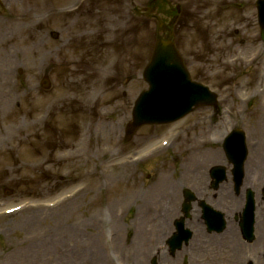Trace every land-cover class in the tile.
I'll list each match as a JSON object with an SVG mask.
<instances>
[{
    "label": "rangeland",
    "instance_id": "374dc122",
    "mask_svg": "<svg viewBox=\"0 0 264 264\" xmlns=\"http://www.w3.org/2000/svg\"><path fill=\"white\" fill-rule=\"evenodd\" d=\"M254 1L164 0L158 6L183 7L182 24L172 32L189 58L198 40L220 46L232 29L243 34L238 39H246L248 53L258 48ZM154 30V21L133 14L129 0H0V210L26 204L19 214L0 217V264H71L63 254L67 244L75 246L74 232L87 239L100 232L98 244L111 241L106 203L146 199L145 188L172 178L173 162L184 161L189 149L208 148L195 140L190 116L168 128L143 127L124 142L133 101L146 89L141 73ZM44 74L49 90L39 86ZM78 187L75 199L54 215L32 217L31 204L41 208ZM90 217L98 228L85 230ZM128 219L113 224L116 244L132 240L133 223L126 232L122 226Z\"/></svg>",
    "mask_w": 264,
    "mask_h": 264
},
{
    "label": "flooded vegetation",
    "instance_id": "af4514ba",
    "mask_svg": "<svg viewBox=\"0 0 264 264\" xmlns=\"http://www.w3.org/2000/svg\"><path fill=\"white\" fill-rule=\"evenodd\" d=\"M232 55L235 61L228 64ZM232 55L214 48L207 59H196L195 63L207 61L203 78L216 92L217 104L197 110L194 122L203 136L219 134L225 138L243 132L251 147L240 177L234 170L236 164L227 156L223 157L221 179L209 177L211 167L205 162L182 164L175 179L176 196L169 206H175L185 191L191 193L194 202L184 221L190 238L174 252L168 248L169 257L157 259L156 264H264V49L257 50L253 62L243 51ZM221 71L222 82L218 81ZM248 201L253 203L249 241ZM205 206L211 212L207 222Z\"/></svg>",
    "mask_w": 264,
    "mask_h": 264
},
{
    "label": "water",
    "instance_id": "95a60500",
    "mask_svg": "<svg viewBox=\"0 0 264 264\" xmlns=\"http://www.w3.org/2000/svg\"><path fill=\"white\" fill-rule=\"evenodd\" d=\"M257 8L264 26V0L258 2ZM143 78L149 88L135 102L128 134L142 124L179 119L201 98V90H197L189 82L181 60L170 42H156L153 57L144 70Z\"/></svg>",
    "mask_w": 264,
    "mask_h": 264
},
{
    "label": "bare ground",
    "instance_id": "6f19581e",
    "mask_svg": "<svg viewBox=\"0 0 264 264\" xmlns=\"http://www.w3.org/2000/svg\"><path fill=\"white\" fill-rule=\"evenodd\" d=\"M9 68L5 71L6 78L8 79ZM156 199V196H155ZM156 206L161 208L159 201L150 202L148 205L144 204L141 208V214L143 221L140 224V232L141 240L137 239L132 243L131 251L132 254L130 255V264H147V260L150 258L151 253L150 249L152 248L153 243L150 241V246L143 244L141 241L146 242L148 240L147 235L152 234L153 232H157L155 228L160 227V223L162 222V209H157ZM91 246L90 250H93L94 253V260L91 264H113L114 261L109 259V256L101 255L98 251L94 249L95 240H90ZM95 250V251H94ZM115 255H112L114 257ZM139 258L137 261L135 258ZM221 257H224L223 255Z\"/></svg>",
    "mask_w": 264,
    "mask_h": 264
}]
</instances>
